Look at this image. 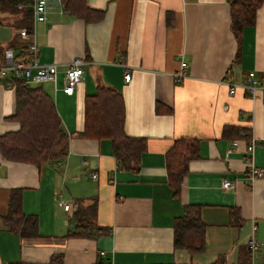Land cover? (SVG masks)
Here are the masks:
<instances>
[{
  "label": "crops",
  "instance_id": "crops-1",
  "mask_svg": "<svg viewBox=\"0 0 264 264\" xmlns=\"http://www.w3.org/2000/svg\"><path fill=\"white\" fill-rule=\"evenodd\" d=\"M85 1L103 11L101 20L73 17L60 0L47 1L44 22L34 25L31 13L27 30H19L20 14H0V27L11 31L0 33V64L4 48L23 55L28 39L19 33L33 28L39 62L57 64L55 83L28 84L52 100L67 137L66 155L40 165L8 161L0 153V264H51L53 255L61 264H264V92L252 97L238 88L230 94L225 84L243 82L248 72L264 79V0L239 41L226 0ZM75 58L85 64L67 95L64 70ZM181 59L185 77L175 82ZM9 78L0 76V135L19 129L10 119L15 92ZM99 85L120 92L125 135L145 139L137 171L117 167L108 138L78 137L85 97ZM180 138L198 140V154L174 194L166 152ZM250 140L253 164L263 171L253 181L243 152ZM224 180L232 187L223 189ZM16 192L22 213L36 219L34 237H21L5 221ZM93 198L94 221L108 233L69 236L74 212ZM189 205L199 207L204 224L198 253L173 246L174 221Z\"/></svg>",
  "mask_w": 264,
  "mask_h": 264
},
{
  "label": "trees",
  "instance_id": "trees-1",
  "mask_svg": "<svg viewBox=\"0 0 264 264\" xmlns=\"http://www.w3.org/2000/svg\"><path fill=\"white\" fill-rule=\"evenodd\" d=\"M63 11L83 19L97 22L103 11L91 9L85 0H60ZM33 0H0V14L21 16L19 30L29 29ZM229 5L230 30L237 41L244 27L254 24L257 9L263 0H226ZM29 23V26H25ZM17 58L20 56L17 55ZM9 85L15 92V113L10 119L19 123L16 132L0 135V153L5 160L40 165L56 161L66 155L67 137L63 132L52 100L40 87H32L21 79L9 78ZM160 112V108H157ZM169 111V110H165ZM123 99L117 90L99 85L93 95L85 97L83 109V130L79 138L102 139L111 142L112 153L117 167L132 171L138 170L139 156L146 148L143 138H133L123 131ZM198 140L177 139L166 152L167 183L178 192L180 183L187 172V164L197 157ZM5 221L8 227L23 238L37 235V222L34 216L25 215L20 208L18 192L11 195ZM96 199L85 209L78 208L74 214L75 227L69 236L96 238L107 234L109 229L94 221ZM173 246L191 253L204 250V224L200 219L199 207H185V214L175 219L173 224ZM51 264H61L60 255H53ZM96 264H109L100 260ZM210 264H222L217 259Z\"/></svg>",
  "mask_w": 264,
  "mask_h": 264
},
{
  "label": "built area",
  "instance_id": "built-area-1",
  "mask_svg": "<svg viewBox=\"0 0 264 264\" xmlns=\"http://www.w3.org/2000/svg\"><path fill=\"white\" fill-rule=\"evenodd\" d=\"M47 1L48 0H33L32 2V14L34 25L37 23L44 22L47 14ZM20 37L28 39L25 46L24 53L21 57L17 58L11 48H4L2 50V63L0 64V76L8 74L10 77L21 79L25 83H55L57 76V64H42L38 60L39 49L36 44V33L35 28L31 31L22 30L19 33ZM85 64L84 59L75 58L68 63L64 70V86L62 91L71 95L73 90L80 80L83 70L82 66ZM186 63L181 59L179 62L178 69L172 74L175 82L180 81L185 77ZM124 82H128L130 79V73L126 71L123 75ZM225 84L228 85L229 93L232 94L236 89H245L251 93L254 97L257 92H264V79H256L253 72H248L244 81L241 83H230L228 79L225 80ZM253 149L254 141L246 145L245 150V166L247 172V179L253 181L257 177L263 176V171L257 169L253 164ZM93 177H95L93 175ZM232 183L224 180L222 182V188L227 189L232 187ZM58 205L61 206L65 211L70 209L68 203H64L62 200L58 201ZM247 246L249 251L252 253L255 247V241L253 237L249 240ZM103 252H101L102 254Z\"/></svg>",
  "mask_w": 264,
  "mask_h": 264
},
{
  "label": "water",
  "instance_id": "water-1",
  "mask_svg": "<svg viewBox=\"0 0 264 264\" xmlns=\"http://www.w3.org/2000/svg\"><path fill=\"white\" fill-rule=\"evenodd\" d=\"M5 31H8L7 32V35L9 36L10 35V29H6V28H4V27H0V33H2V34H5ZM3 37V35L2 36H0V38H2ZM5 41V40H4ZM3 41V42H4ZM0 42L2 43V41L0 40Z\"/></svg>",
  "mask_w": 264,
  "mask_h": 264
},
{
  "label": "rangeland",
  "instance_id": "rangeland-1",
  "mask_svg": "<svg viewBox=\"0 0 264 264\" xmlns=\"http://www.w3.org/2000/svg\"><path fill=\"white\" fill-rule=\"evenodd\" d=\"M184 61V60H183ZM185 62V61H184ZM186 63V62H185Z\"/></svg>",
  "mask_w": 264,
  "mask_h": 264
}]
</instances>
